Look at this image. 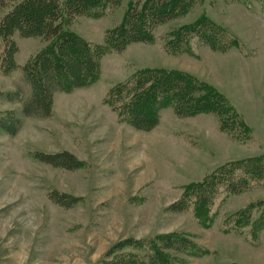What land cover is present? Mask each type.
I'll return each mask as SVG.
<instances>
[{
    "label": "rangeland",
    "instance_id": "374dc122",
    "mask_svg": "<svg viewBox=\"0 0 264 264\" xmlns=\"http://www.w3.org/2000/svg\"><path fill=\"white\" fill-rule=\"evenodd\" d=\"M201 12L236 37L239 48L202 47L198 58L163 51L164 31ZM122 16L119 7L99 18L79 17L71 27L100 43ZM154 33L153 43L133 42L105 55L91 86L54 91L45 115L33 109L20 68L0 70V264H105L120 241L173 232L205 250L180 255L185 264H264V230L256 245L245 231H223L239 210L264 197V187L221 194L224 202L207 228L191 209H175L184 186L226 161L264 154V0H200L193 13ZM14 38L19 66L43 45L39 38ZM154 66L181 68L215 85L250 127L251 139L229 136L211 115L180 118L169 108L148 131L119 124L103 102L107 89ZM51 191L62 194L60 202ZM116 250L115 256L129 251Z\"/></svg>",
    "mask_w": 264,
    "mask_h": 264
},
{
    "label": "trees",
    "instance_id": "16d2710c",
    "mask_svg": "<svg viewBox=\"0 0 264 264\" xmlns=\"http://www.w3.org/2000/svg\"><path fill=\"white\" fill-rule=\"evenodd\" d=\"M200 0H0V70L10 74L17 67L28 83L35 110L47 114L56 90L72 91L98 80L101 59L111 52L123 51L133 42L153 43L155 28L167 21L182 19L194 12ZM123 9L122 19L107 28L100 43L85 40L72 29L79 17L99 18L107 11ZM20 37L39 38L43 45L22 65L16 63ZM168 55L198 58V50L213 52L239 48L236 37L212 20L205 12L171 25L161 37ZM104 104L119 124L139 130L153 129L160 113L171 109L180 118L200 114L214 117L221 131L240 140L251 139V129L228 98L212 83L181 68L154 66L136 69L125 80L109 87ZM38 113V112H37ZM49 114V113H48ZM45 157H41L44 160ZM78 164L79 161L77 160ZM76 166V164H74ZM77 167V166H76ZM264 187V154L226 161L184 186L177 211L191 209L202 227H210L215 207L224 202L221 194H236ZM54 199L61 193L53 191ZM60 202V201H59ZM216 202H218L216 204ZM223 231L247 232L249 242L258 244L264 230V197L247 204ZM259 239V238H258ZM129 251L115 256L116 249ZM203 248L186 235H168L134 240L127 238L113 248L112 261L105 264H185L180 255L198 257ZM234 264V263H229Z\"/></svg>",
    "mask_w": 264,
    "mask_h": 264
}]
</instances>
